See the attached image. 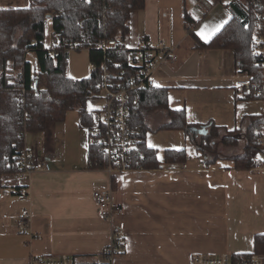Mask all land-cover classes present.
<instances>
[{
  "label": "crops",
  "instance_id": "crops-1",
  "mask_svg": "<svg viewBox=\"0 0 264 264\" xmlns=\"http://www.w3.org/2000/svg\"><path fill=\"white\" fill-rule=\"evenodd\" d=\"M228 1L144 0L143 9L130 12L124 43L133 47L143 34L173 46L177 58L154 71L153 86L168 88L169 106L184 108L189 123L212 120L231 130L245 126L244 116L263 114L264 98L238 95L236 82L247 76L235 67L232 50L197 49L185 29L187 12L198 21L195 34L209 41L232 16ZM163 122L164 114L152 127ZM181 137L184 142L188 136L183 131ZM89 144L75 109L43 131L24 134V149L48 160L51 170L32 172L25 202L13 193L17 176L0 183V264L61 254L70 255L73 264H192L198 253L252 252L254 236L264 233V151L252 155L261 168L240 170L232 167L231 155H218L207 165L196 146L190 152L179 141L163 147L162 167L110 173L89 168ZM167 148H185L186 161L165 164ZM94 189L111 190L122 211L111 220L101 218ZM24 210L26 232L16 226ZM112 225L122 229L124 250L109 256Z\"/></svg>",
  "mask_w": 264,
  "mask_h": 264
},
{
  "label": "trees",
  "instance_id": "trees-1",
  "mask_svg": "<svg viewBox=\"0 0 264 264\" xmlns=\"http://www.w3.org/2000/svg\"><path fill=\"white\" fill-rule=\"evenodd\" d=\"M227 5L232 16L209 41L205 42L195 34L198 21L187 12L186 33L197 49L232 50L235 67L247 76L253 86H262L264 67L252 49L253 36L262 30L263 20L258 16L261 8L251 0H229ZM143 8L144 0H29L23 7H0L1 185L6 176H17L16 155L24 149L26 132L43 131L47 123L63 121L66 113L74 109L79 114V124L88 132L96 125L98 109H88L87 102L101 96L99 83L103 68L116 70V64L118 68H126L128 56V50L124 48L103 52L99 45L108 38L123 40L129 31L130 12ZM48 17L51 19L52 42L46 46ZM73 42L77 43L76 49L88 50L89 62L96 66V70L87 77L72 78L66 73V47ZM28 52L34 55V65L27 59ZM18 72L22 73V80L17 79ZM129 97L130 126L138 130L131 155L132 168L163 166L157 149L146 143L149 130H183L204 156L207 165L219 159L213 153L217 140L228 147L237 145L240 139L243 141L242 152L229 158L235 169H252L253 153L264 151L260 142L264 132V113L244 116L245 126L228 130L212 120L204 124L189 123L184 108L169 106L166 87L138 88L131 91ZM158 111L164 114L165 122L152 127L147 117ZM88 155L90 169L106 166L107 159L99 145L90 143ZM186 159L185 148H167L163 152L165 164H182ZM17 187L16 183L13 189ZM254 255H264V233L254 236L252 252L235 253L234 257Z\"/></svg>",
  "mask_w": 264,
  "mask_h": 264
},
{
  "label": "built area",
  "instance_id": "built-area-1",
  "mask_svg": "<svg viewBox=\"0 0 264 264\" xmlns=\"http://www.w3.org/2000/svg\"><path fill=\"white\" fill-rule=\"evenodd\" d=\"M252 4L261 8L258 16L263 20L262 30L253 36V53L261 58L264 67V0H251ZM165 15V14H164ZM124 48L127 51V67L111 70L104 67L100 83V95L104 99V105L95 114L96 125L89 130V142L101 147L107 162L105 168L110 173L132 168V151L136 145L137 129L130 126L129 93L138 88L153 86L152 74L167 61L177 58L175 48L161 41L151 42L143 34L136 36V45L129 47L123 40L108 38L104 40L99 48L106 52L113 48ZM77 48V43L67 45L69 52ZM108 60H110L108 58ZM67 62V60H66ZM65 62V65H66ZM90 73L96 70L94 63L89 62ZM17 79L22 80L23 75L18 72ZM237 93L241 97L264 98V82L262 86H253L248 78L236 82ZM24 89H22L23 92ZM264 144V132L260 138ZM18 164L17 184L13 193L19 202L28 199V181L34 171H50L51 165L48 160L36 158L30 155L25 149L16 155ZM262 162L255 159L252 169L261 168ZM3 194H7L3 191ZM92 197L96 202L99 215L104 220H111L112 217L122 211V207L116 204L112 198L111 190L94 189ZM29 225V212L24 210L16 221V226L22 232L27 231ZM124 250V237L122 229L118 225H112L110 229V244L106 251L107 255L120 253ZM29 264H73L68 254L32 256ZM192 264H264V255H254L249 258H236L234 254L221 253L209 255L198 253L192 258Z\"/></svg>",
  "mask_w": 264,
  "mask_h": 264
},
{
  "label": "rangeland",
  "instance_id": "rangeland-1",
  "mask_svg": "<svg viewBox=\"0 0 264 264\" xmlns=\"http://www.w3.org/2000/svg\"><path fill=\"white\" fill-rule=\"evenodd\" d=\"M9 6H25L24 0H0V7H9ZM50 17L47 19V24L45 27V45L49 46L52 42V37L50 32ZM27 59L34 65L35 58L31 52L27 53ZM66 62V73L70 77H87L90 74L89 68V53L87 49H72L68 52ZM15 73V71L13 72ZM157 84V82H154ZM251 98V97H250ZM104 105V99L100 97L91 98L87 102V108L90 110H97L102 108ZM163 119V113L158 111L147 117V122L149 125L153 126L155 123L161 122ZM183 130L180 129H159L157 131L149 130L146 133V141L149 145H152L157 148L158 155H161L162 150L165 145L168 143H185L187 150L193 152L195 146L191 144L190 139L187 137L186 141L182 142ZM243 141L240 139L239 143L235 146H223L217 140L214 147V154L223 155V156H235L242 152ZM224 160V159H223Z\"/></svg>",
  "mask_w": 264,
  "mask_h": 264
},
{
  "label": "snow or ice",
  "instance_id": "snow-or-ice-1",
  "mask_svg": "<svg viewBox=\"0 0 264 264\" xmlns=\"http://www.w3.org/2000/svg\"><path fill=\"white\" fill-rule=\"evenodd\" d=\"M217 31L219 30V26L217 27V29H216ZM152 145H150V147H151Z\"/></svg>",
  "mask_w": 264,
  "mask_h": 264
},
{
  "label": "water",
  "instance_id": "water-1",
  "mask_svg": "<svg viewBox=\"0 0 264 264\" xmlns=\"http://www.w3.org/2000/svg\"><path fill=\"white\" fill-rule=\"evenodd\" d=\"M200 132L204 133V131H202V130Z\"/></svg>",
  "mask_w": 264,
  "mask_h": 264
}]
</instances>
